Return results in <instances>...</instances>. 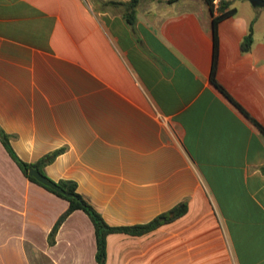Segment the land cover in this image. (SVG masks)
Here are the masks:
<instances>
[{
	"label": "crops",
	"instance_id": "crops-1",
	"mask_svg": "<svg viewBox=\"0 0 264 264\" xmlns=\"http://www.w3.org/2000/svg\"><path fill=\"white\" fill-rule=\"evenodd\" d=\"M124 1L0 0L1 129L25 161L60 148L45 174L74 180L110 225L185 202L140 233L108 232L103 264H264V134L209 81L211 12ZM226 1L215 77L264 127V5ZM66 205L0 141V264H96L80 208L48 242Z\"/></svg>",
	"mask_w": 264,
	"mask_h": 264
},
{
	"label": "trees",
	"instance_id": "trees-1",
	"mask_svg": "<svg viewBox=\"0 0 264 264\" xmlns=\"http://www.w3.org/2000/svg\"><path fill=\"white\" fill-rule=\"evenodd\" d=\"M138 0H126L123 3L126 4L127 7L130 8V10H133V7L136 5ZM203 2L206 4L207 8L211 12V18H210V35L212 39V46H213V54H212V62L209 70V81L211 84H213L223 95L227 97L255 126L258 127V129L264 134V127L256 120L254 119L227 91L226 89L217 81L215 77V58L217 53V32H216V26L217 22L228 15H231L235 12L234 7H228L226 0H219L216 5L213 4L212 0H203ZM216 9V12L213 13V10ZM252 26L251 23L248 24L247 30L245 34L242 36L239 47L241 51H245L249 48V45L252 40ZM0 141L3 144L4 148L6 149L7 153L11 156V158L15 161V163L18 165L20 170L24 175H26L29 179L32 181L42 185L49 191L55 193L56 195L63 197L67 200L66 207L58 214L55 221L53 222L51 228L49 229L47 233V240L48 242H52L54 233L58 227V225L61 223V221L65 218V216L74 208H80L82 209L89 219L92 222L93 228H94V238H95V251H94V258L96 261V264H103L104 257H105V236L108 232L112 231H127L131 233H140L142 231H145L147 229H150L159 223L163 221L169 220L171 217L175 216L176 214H179L185 210V202L181 201L177 205L171 207L167 211H163L150 220L144 222V223H137L133 225H110L108 224L99 211L95 209V207L88 201V199L83 196L80 192L76 190V183L72 179L67 178H59L56 180L51 179L49 176H47L43 170V166L51 161L55 154L59 152L60 148L53 149L51 151H48L38 158H36L33 161H25L21 159L16 152L11 147L9 141H8V134L3 131L0 127ZM29 167H32L39 171L40 173L44 174L48 179L53 180L56 185L62 189L63 191L67 192L68 194L65 195L61 191H57L55 189H52L48 185H45L38 180H36L33 176L28 174L27 169ZM172 213L169 215V213Z\"/></svg>",
	"mask_w": 264,
	"mask_h": 264
},
{
	"label": "water",
	"instance_id": "water-1",
	"mask_svg": "<svg viewBox=\"0 0 264 264\" xmlns=\"http://www.w3.org/2000/svg\"><path fill=\"white\" fill-rule=\"evenodd\" d=\"M248 2L252 5H264V0H248ZM28 174L33 176L39 182L48 185L52 189L57 191H61L63 194L67 195L68 193L60 189L53 180L48 179L44 174L40 173L36 169L29 167L27 169Z\"/></svg>",
	"mask_w": 264,
	"mask_h": 264
},
{
	"label": "rangeland",
	"instance_id": "rangeland-1",
	"mask_svg": "<svg viewBox=\"0 0 264 264\" xmlns=\"http://www.w3.org/2000/svg\"><path fill=\"white\" fill-rule=\"evenodd\" d=\"M231 1H233V4H235V6H237L238 8L241 9V6L238 4V1H237V0H231ZM245 5L248 6V5H250V4H249V2H246Z\"/></svg>",
	"mask_w": 264,
	"mask_h": 264
},
{
	"label": "built area",
	"instance_id": "built-area-1",
	"mask_svg": "<svg viewBox=\"0 0 264 264\" xmlns=\"http://www.w3.org/2000/svg\"><path fill=\"white\" fill-rule=\"evenodd\" d=\"M213 1V4L216 5V0H212Z\"/></svg>",
	"mask_w": 264,
	"mask_h": 264
}]
</instances>
